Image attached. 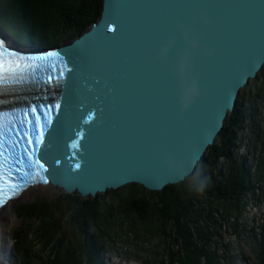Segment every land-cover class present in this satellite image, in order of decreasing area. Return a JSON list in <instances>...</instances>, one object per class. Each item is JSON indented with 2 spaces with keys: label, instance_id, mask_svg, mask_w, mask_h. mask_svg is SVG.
Segmentation results:
<instances>
[{
  "label": "water",
  "instance_id": "obj_1",
  "mask_svg": "<svg viewBox=\"0 0 264 264\" xmlns=\"http://www.w3.org/2000/svg\"><path fill=\"white\" fill-rule=\"evenodd\" d=\"M59 50L50 185L82 200L162 192L196 172L263 72L264 0H104Z\"/></svg>",
  "mask_w": 264,
  "mask_h": 264
},
{
  "label": "trees",
  "instance_id": "obj_2",
  "mask_svg": "<svg viewBox=\"0 0 264 264\" xmlns=\"http://www.w3.org/2000/svg\"><path fill=\"white\" fill-rule=\"evenodd\" d=\"M103 1L0 0V29L15 43L36 48L59 46L73 41L100 19ZM260 74L264 76V70ZM256 95L258 103L262 94L256 91ZM245 96L246 88L241 98ZM252 112L255 116L254 109ZM245 120L243 106L238 104L196 172L162 192L132 185L96 200L67 194L63 202L60 197L40 198L24 205L23 225L13 233L20 264H105L101 251L115 240L116 232L140 242L151 236L163 238L168 252L161 264H202L203 258L214 263L209 244L215 235L206 230L210 226L221 231L218 218H241L255 191L239 155ZM248 121L251 124L252 120ZM249 129L248 139L261 141L258 125ZM221 159L229 164L219 167ZM260 165L259 182L264 178V158ZM259 250L260 264H264V239Z\"/></svg>",
  "mask_w": 264,
  "mask_h": 264
},
{
  "label": "rangeland",
  "instance_id": "obj_3",
  "mask_svg": "<svg viewBox=\"0 0 264 264\" xmlns=\"http://www.w3.org/2000/svg\"><path fill=\"white\" fill-rule=\"evenodd\" d=\"M70 42L71 41L63 42L60 45H64L66 43L68 44ZM261 75L263 74H260V76ZM256 91L262 94L261 99L258 98V103L255 102L257 99ZM240 101H243V112L246 116L245 125L241 127L242 136L244 135L245 137H248L250 132L249 127L255 123L258 125V132L261 138V141H254L255 139L253 140V148L245 147L243 150H246V152L253 151V154H255L254 157L256 159L259 158L257 159V166L260 169V160L264 158V76L260 77V79H258L257 81L251 82V85L246 88V96L244 98H241ZM253 109L255 110V116H252ZM248 119L252 120L251 124H249ZM254 157L252 155V160H254ZM225 162L226 160L221 159L218 163L219 167ZM252 162L253 161L249 160L248 164L246 162L244 163L245 171L248 174H251V168H253ZM226 163L229 164V162ZM228 173L224 172L223 174L226 175ZM229 175L230 174H228L227 176ZM261 177L263 178L264 176L261 175ZM253 184L255 186L254 194L251 198H249V205L242 213L241 219L234 217L222 220L221 218H218L221 222V231H217L215 228L213 230L210 226L206 230V233H209V235H215V237L211 238V244H209L211 252L210 257L215 260V262L211 264H260L259 256L261 251L259 250V247L260 242L262 243L263 241H261V239L264 235H260V232L258 231V229H260V225L262 224L259 222V226L257 227V224L255 223V219H253V217L255 216V214H262L264 216V206L260 205L261 201L264 204V181L259 182L257 180V177H254ZM66 195L67 194L65 192L55 187L44 189L36 187L33 189L31 196L20 198L13 202L12 209L8 212L9 219H14L15 221L13 228H11L10 230L9 245L11 246V250L14 256L13 259L10 260V264L21 263L15 253L13 233L17 228L23 225V219H21L20 216L26 215L27 209L24 208V205L32 204L40 198L56 199V197H60V201L63 202ZM72 196L80 197L78 195ZM111 197L112 196H108V199H111ZM257 203L258 205L256 206ZM20 204H22V208ZM30 211L32 210H29V212ZM260 211L262 213H260ZM203 225H205L204 227H206V222ZM253 230H255V234H252ZM118 233H115V240L110 242L107 247H105L101 251V257L104 260L105 264H111L112 261H115L117 264H161V258H166V254L168 251L166 250L167 246H165L166 243L163 241V238L151 236L149 240L140 242L134 240L133 237L129 236L128 234H124L123 237L122 234H120L121 232ZM241 235H245V240L243 239V237H241ZM127 239L128 241H126ZM224 240L226 241V244L224 243ZM252 249H254L255 252L252 251ZM5 253L6 254L3 259L0 258V264L7 263V260L5 259L8 258V254L7 252ZM250 254L252 257L250 256ZM201 263L208 264V260L203 258L201 260Z\"/></svg>",
  "mask_w": 264,
  "mask_h": 264
},
{
  "label": "bare ground",
  "instance_id": "obj_4",
  "mask_svg": "<svg viewBox=\"0 0 264 264\" xmlns=\"http://www.w3.org/2000/svg\"><path fill=\"white\" fill-rule=\"evenodd\" d=\"M18 97L15 95V98ZM14 96L11 94L0 96V99H13ZM53 185H48L47 187H39V188H53ZM36 188V187H35ZM34 188L27 190L20 198H26L31 196ZM14 201L8 203L2 210L0 211V258L3 259L5 256V252H7L8 257H13V253L11 250V246L9 245L10 241V230L13 228L15 221L14 219H9L8 212L11 211L12 205ZM11 214V213H10ZM10 253V256H9ZM111 264H117L115 261H112Z\"/></svg>",
  "mask_w": 264,
  "mask_h": 264
},
{
  "label": "built area",
  "instance_id": "obj_5",
  "mask_svg": "<svg viewBox=\"0 0 264 264\" xmlns=\"http://www.w3.org/2000/svg\"><path fill=\"white\" fill-rule=\"evenodd\" d=\"M259 79H260V77H259ZM240 100H241V98H240ZM256 101H257V99H256ZM259 101V100H258ZM240 105H242V106H244L243 105V101L241 102L240 101V103H239ZM248 137H249V135H248ZM248 137L246 136H242V134H241V141L243 142V146H242V148H241V150L239 151V155L240 156H242L243 157V159H244V163L246 162L247 164L249 163V160L250 161H253L252 162V166H253V168H251V177H252V180L254 181V177H257V180L260 178V175H259V173H260V171L258 170L259 168H258V166H257V164H258V160L257 159H259V158H255L254 156H255V154H253V151H248V152H246V150H243L245 147L247 148V147H249V148H253V146H254V142H253V140L252 141H250L249 139H248ZM258 143V142H257ZM245 152V153H244ZM252 155H253V157H254V160H252ZM249 159V160H248ZM260 181H264L263 179L261 180L260 179ZM248 205H249V203H248ZM248 205L246 206V207H248ZM258 205V203L256 204V206ZM260 205H262V206H264V204H263V202L261 201L260 202ZM259 205V206H260ZM260 208V207H259ZM244 211H245V209H244ZM243 211V212H244ZM242 212V213H243ZM260 213H262L261 211H260ZM263 215L262 214H255V216L253 217V219H255V223L257 224V227L259 226V222L262 224V225H260V229H258V231L260 232L259 234L260 235H264V216L262 217ZM241 219V218H240ZM261 226H262V228H261ZM254 232V233H253ZM253 232H252V234H255L256 232H255V230H253ZM251 234V233H250ZM241 237H243V239L245 240V235H241ZM261 239V238H260ZM264 239V236H263V238L261 239V241ZM260 241V240H259ZM224 243L226 244V241L224 240ZM261 243V242H260ZM225 244H223V245H225ZM226 246H228V245H226ZM250 256H251V254H250ZM252 257V256H251Z\"/></svg>",
  "mask_w": 264,
  "mask_h": 264
},
{
  "label": "flooded vegetation",
  "instance_id": "obj_6",
  "mask_svg": "<svg viewBox=\"0 0 264 264\" xmlns=\"http://www.w3.org/2000/svg\"><path fill=\"white\" fill-rule=\"evenodd\" d=\"M106 262V261H105Z\"/></svg>",
  "mask_w": 264,
  "mask_h": 264
}]
</instances>
